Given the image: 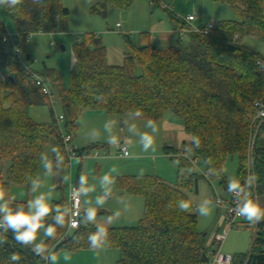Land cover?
<instances>
[{"label":"trees","instance_id":"16d2710c","mask_svg":"<svg viewBox=\"0 0 264 264\" xmlns=\"http://www.w3.org/2000/svg\"><path fill=\"white\" fill-rule=\"evenodd\" d=\"M134 1L105 0L93 6L91 13L106 17L108 6L128 9ZM212 1L230 7L237 19L215 24L208 37L187 34L176 44L159 48L150 34H143L140 46L124 35L130 52L125 54L123 65L115 66L108 64L102 41L88 34L74 45L76 64L70 72L68 89H62L59 72L51 69L46 75L53 86L60 88L63 122L73 136L88 111L127 115L138 108L144 114L139 119L153 121L162 120L171 111L183 120L192 137L200 138V147L191 155L203 162L206 171L205 160L212 161L211 167L224 170L228 158L237 156L238 179L243 184L249 175L252 148L250 171L259 177L257 195L264 198V122L254 121V104L264 99V77L258 73L255 62V56L260 55L239 43L249 36L264 41L263 0ZM7 12L17 37L14 43L5 41L8 31L0 22V163L9 164L8 180L0 178V191L6 195L13 185L29 186L28 176L37 178L40 155L52 139L58 142L67 164L54 110L32 76L36 72L31 67L28 42L37 33H56L59 27L65 30L70 14L63 0H44L39 7L25 0L23 5ZM169 18L174 30L188 27L172 13ZM15 49H19L20 56ZM98 96H103L104 101L98 100ZM35 106L49 107V122L38 123L31 118L29 110ZM253 139L256 142L252 147ZM163 153L179 161L176 185L151 174L117 179L119 189L145 200L144 216L138 225L108 228L110 244L104 249L120 252L117 264H207L210 259L204 243L206 234L198 230V215L187 195L192 190L198 193L201 175L177 149L166 146ZM188 166L194 168L190 175L181 171ZM67 173V167L60 172L59 191L64 190L63 176ZM212 177L228 193L225 172ZM181 199L190 202L188 212L178 209ZM55 204L68 205L67 196L53 201L52 205ZM46 222L52 223L51 216ZM257 228L251 252L233 257L232 264H264V220ZM65 229L58 228L56 239L47 241L49 247L56 243L55 254L92 250L87 237L95 231L94 225H81L66 240L57 242ZM12 253L21 257L20 264L35 263L30 249L17 244L8 233L7 242L0 246V264H10Z\"/></svg>","mask_w":264,"mask_h":264},{"label":"rangeland","instance_id":"374dc122","mask_svg":"<svg viewBox=\"0 0 264 264\" xmlns=\"http://www.w3.org/2000/svg\"><path fill=\"white\" fill-rule=\"evenodd\" d=\"M98 3H105V0H91L90 3H87L86 0H63L64 6L70 12L65 30L59 27L56 33H37L29 38L28 52L32 58L31 67L36 73L47 76L48 70H55L61 76L62 89H68L70 86V72L74 65L72 62L74 45L84 40L88 34H94L102 41L107 52L108 64L119 66L123 65L125 54L130 52L124 35L129 36L134 45L140 46L143 34H150L151 39L155 38L152 41L153 44L162 46V36H166V33L172 32L169 13L177 17L195 14L198 19L197 25L208 23L218 24L222 21L237 19V15L230 7L217 4L212 0H135L128 9H120L112 5L108 6L106 17L91 13L92 7ZM162 5L168 6L170 11L162 9ZM0 22L5 25L9 33L13 34L15 32L10 15L4 9H0ZM117 24L120 25V30L117 29ZM239 43L264 58V41L249 36L241 39ZM59 89L52 85V102L55 117L63 115V105L60 99ZM29 115L38 123H47L51 119L48 106H35L29 110ZM110 117L112 119H107ZM107 120L116 121L113 133L119 138V146L124 144L125 138H131L134 142L132 148L138 154L134 156L130 150V145H126L129 149L130 160L121 161L123 159L118 158L119 146L110 145L108 143L107 133L105 132L103 141L99 142L102 146L97 149L100 154L99 158H90L84 163L78 159L72 161L71 169L68 168V173L66 174L69 180L65 181L63 192L58 190L55 179L59 175L46 176L40 162L37 179L41 181L42 187L39 191L47 192L49 189L54 188L52 192L53 199L50 201L51 204L53 201L60 200L63 195L68 197V186L71 180L73 183L78 184V175H83L81 169L87 163H90L89 170L84 171V176L85 174L86 176L90 175L88 184L90 186L95 185L96 187V192L92 193L95 199V196L102 194L99 187L100 177L107 174L110 168L116 167L118 174L113 173L115 183L112 186L111 198L106 201L103 208L98 209L97 213H103L104 215H97V222L101 223L107 216L119 211L121 213L120 217L111 225H106V227H133L138 225L144 216L145 200L143 196L128 194L119 189L117 184L118 177L125 176L124 173L131 174L132 176L140 175L142 170L143 175H155L171 185H176L178 172L177 160L165 156L163 149L166 146H174L181 150V154L192 158L191 154L187 155L185 153V148L191 143L192 135L186 131L183 120L171 111H168L164 114L162 120L154 121L159 128L158 134L155 135V151L149 150L148 152H144L139 144V137L130 133L123 122L135 123L140 132H150L151 130L145 127L147 120H132L129 114L110 115L100 118L95 113H88L80 119V125L83 128L79 135L80 142L77 140L78 135L76 134L75 138L73 137V145L80 149L101 145L95 143L90 138L89 132L93 129L103 130ZM61 126L64 133H67L63 121L61 122ZM261 137L263 139L264 133H262ZM78 144L83 146H79ZM51 146L59 148L58 142L52 139L44 147L41 155L48 153ZM106 159L107 161L104 165L103 162ZM81 164H83L82 167ZM8 167V163H0V178L4 181L8 180ZM238 167L239 158L237 156L229 157L224 166L227 183L230 179H238ZM197 170L201 175L198 184L199 192L196 193L192 190L188 191L187 195L191 199L194 211L199 218L198 230L202 234H206L204 243L206 248L211 250L212 246H209L210 236L212 234H222L227 229L226 224H218L219 219H222L226 210L224 207L216 204V199H224L228 203L230 201V194L222 188L219 180L207 174L201 160L198 161ZM10 194L16 197V201L26 203L27 200L33 198L38 193H31L30 185H13ZM122 196H128L127 204L122 201ZM205 199L212 202V211L210 216L201 217L197 213L196 208ZM253 199L257 200L261 207H264V198H259L257 192ZM253 228L254 225H251L247 220L243 219L239 221L236 227L229 232L222 249L223 253L231 257L248 255L251 252L255 237ZM67 230L68 227H66L64 233ZM72 233L73 231H70L68 235H72ZM38 235L42 236V233ZM52 250L54 252L55 248ZM55 255L57 256L56 264H117L121 257L120 252L116 249H102L99 251L81 250L79 252L58 251ZM66 255L70 256L71 259L65 260L64 257ZM34 264H40V262H35Z\"/></svg>","mask_w":264,"mask_h":264},{"label":"clouds","instance_id":"9594fccd","mask_svg":"<svg viewBox=\"0 0 264 264\" xmlns=\"http://www.w3.org/2000/svg\"><path fill=\"white\" fill-rule=\"evenodd\" d=\"M44 0H31V3L37 7L43 4ZM90 3L91 0H86ZM25 3V0H0V9L11 12ZM19 51V49H16ZM73 64H76L75 56L72 58ZM257 67L264 71V61L257 60ZM98 100L104 101L103 96H98ZM143 112L140 109H135L129 113L132 120L143 117ZM130 133L139 137V144L144 152L149 150L155 151V135L158 134L159 128L152 119H148L145 127L150 129V132H140L135 123L123 122ZM116 121L109 120L104 124V131L107 133L108 143L110 145H118L119 138L113 133V128ZM92 140H96L100 136L99 130L93 129L89 132ZM69 138L65 139V148L67 149V142ZM200 147V138L193 136L189 146L185 148V153L190 155L194 149ZM125 155H129L125 153ZM75 158V157H74ZM187 158V157H186ZM78 159V158H76ZM40 162L43 166L46 176H56L63 171L66 167L65 156L60 149L56 146H51L48 153L42 154ZM179 163V161H177ZM207 166V174L210 176L220 175L224 170L211 167L212 161L205 160ZM182 172L191 174L194 168L191 166L181 169ZM113 173L118 174L116 167L110 168L109 172L99 179V187L102 194L95 196L92 199L85 200L84 202L89 205L83 214L76 212L73 213L71 207L67 204L52 205L50 201L53 199V189L47 192H40L42 183L39 179L28 176L26 178L30 185L31 193H38L33 198L27 200L26 203H17L16 197L12 194H5L0 191V246L7 242V234L11 233L15 242L22 247L29 248L34 256L39 258L40 264H56L57 256L53 250L48 246L47 241L56 239L58 228H71L79 229L81 225H95V231L90 233L87 237V243L90 249L99 251L106 248L110 244L109 231L106 225H111L117 218L120 217L119 211L114 212L112 215L107 216L103 222H97V211L103 208L106 201L111 198L112 186L115 183ZM140 175H143L141 170ZM259 177L255 174H250L242 184L238 179L233 178L228 181L227 191L233 196L236 206L232 209L238 217H243L251 225H256L264 220V207L253 199L252 188L255 186ZM64 181H68L67 175L63 176ZM96 192L95 185H89L87 177L81 175L78 179V186L72 190V196L79 203L81 196L88 197L91 193ZM211 201L205 199L201 201L196 211L201 217H208L211 215ZM177 207L180 211L188 212L191 205L186 200H179ZM51 216L52 223H47V219ZM78 217V218H77ZM38 235V234H41ZM10 264H20L21 257L12 253L9 257ZM65 260H70V256H65Z\"/></svg>","mask_w":264,"mask_h":264},{"label":"built area","instance_id":"2783aa9c","mask_svg":"<svg viewBox=\"0 0 264 264\" xmlns=\"http://www.w3.org/2000/svg\"><path fill=\"white\" fill-rule=\"evenodd\" d=\"M154 1V0H152ZM162 9L164 10H169L170 8L166 5H162ZM180 20H182L183 22H185L188 27L184 28V29H178L175 30V32L178 35V38L183 40L185 38V36L187 34H198V35H203L205 37L210 36L211 32L213 31V29L215 28V24L213 23H208V24H203V25H197L195 24L196 21V15L195 14H190L187 15L185 17H178ZM118 28L120 27V25H117ZM17 35L16 34H11V33H7V35L5 36V41H9L11 43H14V41L16 40ZM15 52L18 56H20V51H17L15 49ZM262 60L264 61V58L261 56H255V62H256V66H257V60ZM258 73L264 77V71H261L258 67ZM33 79L37 85V87H39L42 90V93L47 96L49 98L51 107L53 108V102H52V95H53V90H52V81L47 77V76H42L40 74L37 73H33L32 74ZM56 120L58 122L59 125V131L61 134V138H62V150L65 152L66 156H67V170L68 168L71 169V164L72 161L76 158H78V160L80 162H83L89 158H99L100 154L98 153L97 149H80L77 146L73 145V135L70 133H64L63 128L61 126V122L64 120L63 115L56 117ZM254 121L257 124H262L264 122V99L258 100L255 102L254 104ZM68 142H67V149L65 148V139L69 138ZM256 139H253L252 141V147L255 145ZM252 148H251V153L249 156V165H248V174H251V167H252ZM125 153H128V148L126 145H121L119 146V154H118V158L120 159H124L127 158L128 155H125ZM75 157V158H74ZM192 163L197 167L198 165V160L196 159H192L189 158ZM248 175V176H249ZM78 184L73 183L72 180L68 186L69 189V196H68V206L72 208L73 213L79 212L82 214V199L81 197L79 198V203H76V200L73 198L72 196V190L74 187H77ZM252 196L254 197L255 193L257 192V185L255 183V186L252 188ZM216 204L220 207H224L225 208V214L223 216V221L224 223L227 225V229L224 233L222 234H212L210 236V240H209V246H212L211 250L208 251V255H209V261L207 264H232L233 263V257L226 255L223 253V246L225 244V241L227 239V236L229 234V232L234 229L236 227V225L238 224L239 221L243 220V217H238L235 215V213L232 211V209L236 206V202L235 199L233 198L232 195H230V201L227 203L224 199H216ZM78 218V217H77ZM77 229H71L68 228V230L57 240V242H62L64 240L67 239L68 232L70 231H74ZM253 231H255V235L257 234L258 228H257V224L254 225ZM70 234V233H69ZM56 243L53 244L50 248L53 249L55 248ZM33 260L34 262H39V258L33 255Z\"/></svg>","mask_w":264,"mask_h":264},{"label":"crops","instance_id":"0c3cea01","mask_svg":"<svg viewBox=\"0 0 264 264\" xmlns=\"http://www.w3.org/2000/svg\"><path fill=\"white\" fill-rule=\"evenodd\" d=\"M197 20L198 19H196V21H195V24L197 23ZM117 25H119V24H117ZM120 28L121 27H119L118 28V26H117V29L118 30H120ZM164 37V38H163ZM178 35H177V33L175 32V30L174 29H172V32L171 33H166V36H162V39H161V41L163 42H161V44H162V46H157V47H159V48H165V47H168V46H170V45H174V44H176L177 42H178ZM152 41L153 40H155V38H153V39H151ZM88 113H95V114H97V115H99L100 116V118H102V117H108V116H110V114L108 115L107 113H105L104 111H88V112H86L85 114H84V116L86 115V114H88ZM104 114V116H102L103 114ZM107 119H112L111 117L110 118H107ZM106 121V120H105ZM107 121H109V120H107ZM81 123H80V121H79V127H78V132L76 133L77 135H78V137H77V140H79V135H80V133H81V131L83 130V128H82V126L80 125ZM101 127V126H100ZM100 132V136L96 139V140H94L95 141V143H97V144H101V143H99V142H102L103 141V135H105L106 133H105V131H104V129L103 130H100L99 131ZM75 134V135H76ZM75 135H74V138H75ZM79 142H80V140H79ZM92 143H94V142H92ZM80 144V143H79ZM78 144V145H79ZM85 144V143H84ZM133 144H134V142H133V140L131 139V138H125V142H124V145H130V150L133 152V155L134 156H136V154H138V153H136L135 152V150L132 148L133 147ZM79 146H83V145H79ZM100 146H102V144L100 145ZM116 146H119V144L118 145H116ZM171 147H173V148H175V149H177L179 152H181V150H179L178 148H176V147H174V146H171ZM60 148V147H59ZM128 148V147H127ZM81 149H85V147H83V148H81ZM128 152H129V149H128ZM100 157V156H99ZM169 157V156H168ZM90 159V158H89ZM89 159H87V160H89ZM87 160H85V161H87ZM126 160H130V155H128V157L127 158H124L123 160H121V161H126ZM85 161H83L82 163H84ZM106 161H107V159L106 160H104V165H105V163H106ZM127 162H130V161H127ZM83 166V164H81V167ZM89 167H90V163H87L86 165H85V167L83 166V168L81 169L82 170V174L84 175V171H87V170H89ZM80 170V171H81ZM58 175H59V177L58 178H55L56 179V183H57V187H58V190H59V187L61 186L60 185V183H61V175H60V173H58ZM124 175L125 176H127V175H131V174H127V173H124ZM146 175V174H145ZM85 176H86V174H85ZM79 175H78V177H77V182H78V179H79ZM87 177V180H88V178H90V175H87L86 176ZM61 192V191H60ZM198 192H199V189H198ZM68 198V197H67ZM81 199H82V213H83V211L89 206V205H87L84 201L85 200H88V199H92L93 201H94V197H93V194L91 193L90 194V198H89V196H88V198H86V197H84V196H81ZM127 199H128V196H122V201L124 202V203H126L127 204ZM127 207V206H126ZM198 221H199V218H198ZM213 222V221H212ZM212 224V223H211ZM218 224L219 225H223V224H225L224 223V221H223V217H222V219L220 218L219 219V221H218Z\"/></svg>","mask_w":264,"mask_h":264}]
</instances>
